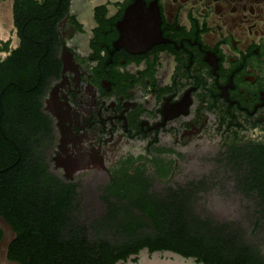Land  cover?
Returning <instances> with one entry per match:
<instances>
[{
  "label": "flooded vegetation",
  "instance_id": "1",
  "mask_svg": "<svg viewBox=\"0 0 264 264\" xmlns=\"http://www.w3.org/2000/svg\"><path fill=\"white\" fill-rule=\"evenodd\" d=\"M6 1L1 46L56 48L47 163L85 191L97 182V204L80 206L102 207L126 174L166 188L264 144V0ZM16 239L8 257L27 264L11 256Z\"/></svg>",
  "mask_w": 264,
  "mask_h": 264
},
{
  "label": "trees",
  "instance_id": "2",
  "mask_svg": "<svg viewBox=\"0 0 264 264\" xmlns=\"http://www.w3.org/2000/svg\"><path fill=\"white\" fill-rule=\"evenodd\" d=\"M0 51L8 53L0 57V215L18 235L12 257L27 264H116L148 247L205 264H264V144L222 158L216 175L166 188L126 174L102 192L101 211L89 210L80 206L82 184L47 163L52 121L42 107L60 66L56 48L25 39ZM216 185L240 198L242 218L219 219L203 205Z\"/></svg>",
  "mask_w": 264,
  "mask_h": 264
},
{
  "label": "rangeland",
  "instance_id": "3",
  "mask_svg": "<svg viewBox=\"0 0 264 264\" xmlns=\"http://www.w3.org/2000/svg\"><path fill=\"white\" fill-rule=\"evenodd\" d=\"M10 4V3H9ZM6 2H3L0 4V25L2 31H0V38L2 41L7 40L11 35L12 31L6 29L3 24H8L10 23V6ZM1 46V44H0ZM0 57H4V54L0 52ZM199 176L197 174H191L189 175V178ZM90 188L85 191V199L93 200L94 204H97L95 200L97 199V191L95 190L97 187V182H91L89 184ZM95 186V187H94ZM94 187V190L89 191ZM228 190H231L230 192H225L223 190L220 191H214L209 193L203 202V205H205L206 208L219 219H227V218H242V212H240V205H241V200L240 198L238 199L237 196L234 195L232 188L230 187ZM232 194V195H231ZM235 197V198H234ZM235 199V200H234ZM89 210L96 209L97 211H101V207L99 206H90L88 207Z\"/></svg>",
  "mask_w": 264,
  "mask_h": 264
},
{
  "label": "water",
  "instance_id": "4",
  "mask_svg": "<svg viewBox=\"0 0 264 264\" xmlns=\"http://www.w3.org/2000/svg\"><path fill=\"white\" fill-rule=\"evenodd\" d=\"M156 35V32H155ZM70 176V175H68ZM0 230L3 232L0 239V264H13L8 257L13 241L17 238V232L13 225L0 215ZM116 264H205L196 257H185L171 250H157L150 252L148 247L140 249L137 254L131 255L126 261L120 260Z\"/></svg>",
  "mask_w": 264,
  "mask_h": 264
}]
</instances>
